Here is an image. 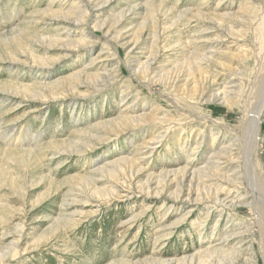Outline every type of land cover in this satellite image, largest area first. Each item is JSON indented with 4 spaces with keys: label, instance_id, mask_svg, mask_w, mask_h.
<instances>
[{
    "label": "rangeland",
    "instance_id": "374dc122",
    "mask_svg": "<svg viewBox=\"0 0 264 264\" xmlns=\"http://www.w3.org/2000/svg\"><path fill=\"white\" fill-rule=\"evenodd\" d=\"M82 1L0 0V264H264V0Z\"/></svg>",
    "mask_w": 264,
    "mask_h": 264
},
{
    "label": "bare ground",
    "instance_id": "6f19581e",
    "mask_svg": "<svg viewBox=\"0 0 264 264\" xmlns=\"http://www.w3.org/2000/svg\"><path fill=\"white\" fill-rule=\"evenodd\" d=\"M100 1H102V0H83L82 2H84L87 7L93 8L94 6H97ZM65 22L68 25L67 27H71V26L73 27L74 25H77L76 24V21H73V22L65 21ZM82 44L83 45H87L88 44L87 39L83 40ZM103 49H105V48H102L101 49V52L104 51ZM200 58H201V61H200ZM209 58H210V56H208L207 54H205L203 56H199V61H200L201 64H205L206 62H202V61H207V60H209ZM92 65L93 64H90L89 66L91 67ZM107 75H108V73H102V79H96L97 80L96 82L103 83L104 82V77H106ZM235 93H236L235 89H232V88L231 89H225V90H222V92L220 94H218V96H219L220 99H226L227 101H229L230 105H232V103L236 99V94ZM232 96H233V100L230 98ZM256 106L257 107L255 108V110H252V114L249 117H247L246 127L244 129V138L243 139L245 141L246 147H248V148L253 147V145H254V143H255V141L257 139V135L259 133V125L258 124H259L260 118H261V116L263 114L264 97L259 102V105L256 104ZM159 139L160 138H158L156 140H159ZM156 140L154 139V142H152V144H154L156 142ZM159 142H161V140H159ZM144 143H143V145H144ZM148 145H149V143H148ZM213 156H214V154H213ZM134 162L137 163L136 160H134ZM209 163H215V162L214 161H210ZM218 164H219L218 166H220V162ZM197 171L201 172L202 170L201 169H197ZM221 176H224V175H221ZM178 191H179V193H178ZM166 192H167V190L165 188H162L160 190L157 189L154 197L162 196L163 194H166ZM176 192L177 193L174 196V198L175 197L176 198H178V197L190 198L191 195H192V192L191 191H188L187 193H185L184 190H182V189H179ZM251 192H253V194H254V195H252V197H254L256 200L257 199L259 200L256 203V210L258 212V218H259L260 226L263 225V228H264V192H263L262 186L258 187L257 189H253L252 188V191ZM118 194H120V192ZM193 194H196V200L200 202L202 198H200L198 192H193ZM124 196H127V195H124ZM168 198H171V196H169ZM184 200H186V199H184ZM17 242H18V240L13 241L12 244H14V243L16 244ZM10 249L11 250H9V252L12 251L17 256V254L19 253V249L17 247H15V246H13ZM9 252H6L5 254H3L1 256V259L4 260V257L7 256L9 254Z\"/></svg>",
    "mask_w": 264,
    "mask_h": 264
}]
</instances>
